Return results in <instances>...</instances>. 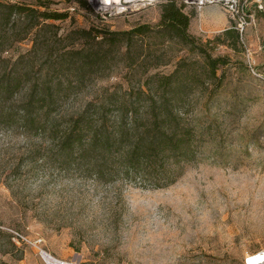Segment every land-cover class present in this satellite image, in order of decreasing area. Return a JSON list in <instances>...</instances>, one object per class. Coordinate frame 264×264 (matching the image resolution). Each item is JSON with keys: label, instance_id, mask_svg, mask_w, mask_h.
Masks as SVG:
<instances>
[{"label": "rangeland", "instance_id": "obj_1", "mask_svg": "<svg viewBox=\"0 0 264 264\" xmlns=\"http://www.w3.org/2000/svg\"><path fill=\"white\" fill-rule=\"evenodd\" d=\"M99 3L0 0V264H242L264 247V0L242 30ZM112 91L139 116L97 168L65 139Z\"/></svg>", "mask_w": 264, "mask_h": 264}, {"label": "trees", "instance_id": "obj_2", "mask_svg": "<svg viewBox=\"0 0 264 264\" xmlns=\"http://www.w3.org/2000/svg\"><path fill=\"white\" fill-rule=\"evenodd\" d=\"M117 100L114 91H112L103 98L105 102L98 105L97 108L95 105H92V103L88 104L79 115L73 119L70 128L71 132L65 139L66 142H70L72 137L74 139L77 138L79 145L82 144L81 140H84V146L86 150L91 153L94 159L92 163L96 164L94 166H97V168H99L101 163L105 162L108 156H110L116 142L125 136L126 131L123 127V119L126 118L128 114H132L131 119H133L134 122L139 116L138 109L135 107L136 102L133 98H124L120 103L117 102ZM116 103L118 105H116ZM109 108H117L116 112H119V115L116 117L117 124L115 121L113 124L115 126L117 125L115 132L111 131V129L105 125V122H107L105 120V115Z\"/></svg>", "mask_w": 264, "mask_h": 264}, {"label": "built area", "instance_id": "obj_3", "mask_svg": "<svg viewBox=\"0 0 264 264\" xmlns=\"http://www.w3.org/2000/svg\"><path fill=\"white\" fill-rule=\"evenodd\" d=\"M103 0H99V4L104 8V11L108 9V15H112L114 13H119L124 10H132V7L136 8L139 5H147L159 0H117L114 1L113 4L108 5L106 3H102ZM179 3L192 6L196 8L198 11H202L205 7L208 6H219L222 7L231 18L235 21V27L240 28L238 30H242L244 25L247 24V20L249 19V10L248 3H254L257 6H260V3L263 0H174ZM26 240V239H24ZM48 256H51L47 253H44ZM56 264H75L72 262H65L62 260H58L52 257ZM44 259V257H43ZM45 260V259H44ZM47 263V262H46ZM242 264H264V247L252 251L247 252L243 259Z\"/></svg>", "mask_w": 264, "mask_h": 264}, {"label": "bare ground", "instance_id": "obj_4", "mask_svg": "<svg viewBox=\"0 0 264 264\" xmlns=\"http://www.w3.org/2000/svg\"><path fill=\"white\" fill-rule=\"evenodd\" d=\"M114 1L117 2V0H103L102 3L103 4L106 3L108 5H111L114 3ZM43 257H44L45 261L47 262V264H56L54 259L52 258V256H48L46 254H43Z\"/></svg>", "mask_w": 264, "mask_h": 264}, {"label": "crops", "instance_id": "obj_5", "mask_svg": "<svg viewBox=\"0 0 264 264\" xmlns=\"http://www.w3.org/2000/svg\"><path fill=\"white\" fill-rule=\"evenodd\" d=\"M206 14H209L208 15V18L210 17V21L212 22L213 21H216L215 20V17H216V13L212 12V10H208V12H206ZM225 21L223 20L222 23H224ZM214 24H217L216 22H213ZM226 25V23H225Z\"/></svg>", "mask_w": 264, "mask_h": 264}]
</instances>
